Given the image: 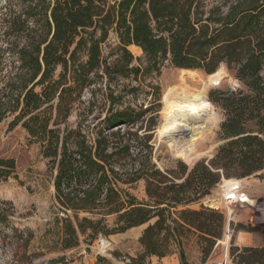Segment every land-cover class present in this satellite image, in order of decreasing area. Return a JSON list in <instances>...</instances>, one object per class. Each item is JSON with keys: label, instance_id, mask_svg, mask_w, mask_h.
Returning <instances> with one entry per match:
<instances>
[{"label": "trees", "instance_id": "trees-1", "mask_svg": "<svg viewBox=\"0 0 264 264\" xmlns=\"http://www.w3.org/2000/svg\"><path fill=\"white\" fill-rule=\"evenodd\" d=\"M18 1L20 10L5 14L4 20L10 34L22 36L24 43L16 51L19 72L7 82L8 92L0 95V122L14 116L11 124H21L56 171L54 199L63 216L55 221L60 226L54 248L70 249L78 246L79 236L93 240L154 219L140 238L143 252L130 264H147L150 256L163 258L169 253V238L184 262L183 230L218 237L212 218L221 228L223 214L176 209L208 195L222 177L264 171V0ZM112 33L119 57L109 63L102 45ZM128 46L142 51L143 67H130ZM165 62L205 73L203 102L224 114L218 132L223 143L207 162L195 164L188 173L180 164L177 170L156 169L151 136L138 134L142 113L114 110L119 98L112 93L106 94L111 106L102 109L103 118L93 116L95 122L87 123L91 101L80 110L82 118L75 126L68 123L80 109L84 91L94 95L91 86L158 72ZM223 79L226 84H217ZM212 84L216 86L208 91ZM14 169L13 160L0 159V181ZM141 179L150 204L124 188ZM162 231L167 234L161 236ZM249 260L264 264V251L244 249L239 263ZM46 264H65V258Z\"/></svg>", "mask_w": 264, "mask_h": 264}, {"label": "rangeland", "instance_id": "rangeland-1", "mask_svg": "<svg viewBox=\"0 0 264 264\" xmlns=\"http://www.w3.org/2000/svg\"><path fill=\"white\" fill-rule=\"evenodd\" d=\"M19 10L18 0H0V95L3 91L8 92L7 82L14 81V75L19 72L16 51L23 45L24 39L20 35L10 34L9 24L4 20L5 14L14 16ZM117 44L118 39L112 33L102 45V54L109 63L119 57L116 52ZM137 49L127 47L133 56L130 67L144 66L142 51ZM60 70L59 67L56 69L55 77ZM206 76L202 71L178 69L165 62L158 72L146 74L142 71L137 77L129 74L108 84L105 80H98V84L91 86L94 95L90 94L89 89L84 91L83 103L80 109L71 114L68 123L75 126L82 118L78 116L80 110L91 101L93 107L87 123L95 122L91 120L93 116L102 115L103 118L102 109L106 110L111 106L106 94L112 93L119 98L113 106L114 110L129 108L142 113L138 121V126H141L138 134L151 136V164L163 172L177 170V165L180 164L186 168L185 173H188L195 164L210 160L218 146L223 143L218 132L224 114L216 106L212 105L213 110L203 102ZM225 80L217 84H226ZM227 84L234 85L233 82ZM214 86L216 85L212 84L208 91ZM184 98L200 101L213 114L193 137L197 139L198 149L193 154V160L189 162L181 156L173 155L165 140L164 131L168 106L175 100ZM13 118L14 116L7 115L0 122V159L13 160L15 164L10 177L0 181V264H46L48 260L58 257H64L65 264H130L131 258H136L143 252L140 238L144 230L154 223V219L123 233L100 234L93 240L86 235L79 236L78 246L70 249L54 248L53 242L56 241L60 226L55 221L63 216L54 199L53 181L56 171L48 167L47 160L41 154L40 145L29 137L21 124H11ZM121 130H126V126H122ZM225 180L230 182L226 183ZM181 181L182 179L175 180L177 183ZM145 182L141 179L124 188L138 201L150 204ZM234 185L242 186L249 197L260 205L259 208L264 209V171L243 178L222 177L208 195L176 209H208L223 214L221 228L217 218H212V227L216 234L219 232L218 237L183 230L181 240L184 262L179 257L180 249L170 238L169 253L163 258H176L177 264H213L222 263L226 256L228 264H240L244 249L264 251V210L261 214H255L257 218H251L252 210H236L232 213L231 220L227 219L221 205V195L224 189ZM170 212L174 210L171 209ZM175 217L173 215V219H177ZM113 222V216L107 218L109 227ZM161 234L163 236L167 233L162 231ZM163 258L150 256L146 258V262L161 264ZM247 263L257 264L254 260Z\"/></svg>", "mask_w": 264, "mask_h": 264}, {"label": "bare ground", "instance_id": "bare-ground-1", "mask_svg": "<svg viewBox=\"0 0 264 264\" xmlns=\"http://www.w3.org/2000/svg\"><path fill=\"white\" fill-rule=\"evenodd\" d=\"M130 47L137 49L135 46ZM208 117H213V114L201 102L174 101L168 106L164 131L165 140L173 155L181 156L188 162L193 160V154L198 149L197 139L193 137L199 133Z\"/></svg>", "mask_w": 264, "mask_h": 264}, {"label": "built area", "instance_id": "built-area-1", "mask_svg": "<svg viewBox=\"0 0 264 264\" xmlns=\"http://www.w3.org/2000/svg\"><path fill=\"white\" fill-rule=\"evenodd\" d=\"M221 205L224 208L228 221L231 220L232 213L236 210H252L251 218H257L255 214H261L264 210L259 208L260 205L256 204V201L251 199L245 189L240 185H234L222 191ZM225 257L222 263L228 264L227 257Z\"/></svg>", "mask_w": 264, "mask_h": 264}, {"label": "crops", "instance_id": "crops-1", "mask_svg": "<svg viewBox=\"0 0 264 264\" xmlns=\"http://www.w3.org/2000/svg\"><path fill=\"white\" fill-rule=\"evenodd\" d=\"M161 264H177V260L175 259H169L167 257L163 258L161 260Z\"/></svg>", "mask_w": 264, "mask_h": 264}]
</instances>
